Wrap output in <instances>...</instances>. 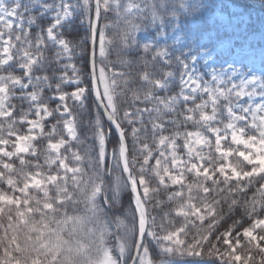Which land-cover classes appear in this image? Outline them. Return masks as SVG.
<instances>
[{"label": "snow or ice", "instance_id": "6c2138e0", "mask_svg": "<svg viewBox=\"0 0 264 264\" xmlns=\"http://www.w3.org/2000/svg\"><path fill=\"white\" fill-rule=\"evenodd\" d=\"M216 7L207 0H0V264H177L175 257L205 254L216 264H264V48L230 42L222 55L216 35L233 24L217 22ZM109 13L114 22L101 27ZM77 14L89 24L90 89L74 64L73 76L69 65L55 78L45 70L65 55L71 60L63 29ZM113 27L118 41L107 36ZM113 45L120 70L104 63ZM157 61L181 69L178 94H158L175 73L157 76ZM86 93L96 107L87 167L73 147L79 134L68 104L83 106ZM102 117L116 133L110 151ZM168 125L174 131L166 135ZM162 188L173 189L166 199L175 203L162 219L173 212L183 219L169 220L170 230L148 212Z\"/></svg>", "mask_w": 264, "mask_h": 264}, {"label": "trees", "instance_id": "16d2710c", "mask_svg": "<svg viewBox=\"0 0 264 264\" xmlns=\"http://www.w3.org/2000/svg\"><path fill=\"white\" fill-rule=\"evenodd\" d=\"M236 3H238L240 5L241 8H243V10L245 11H251L254 12L255 14H259V13H264V0H236ZM106 19H104L105 22ZM80 21V16L77 14V16L74 18L73 22L71 23H67L64 26L63 29V35L64 37L70 42V44L72 45V53H73V58L72 59V63H75L77 65H80L81 68L83 69V71H80V74H86V72H88V64H89V51H90V46L88 43V39L90 37V31L88 30V32H83V35L80 37H83L84 39H86L85 41H81V38H79L80 35V29H82V27L80 25H78ZM49 21L48 20H43L41 21V23H43L44 25H47ZM103 22V25H104ZM263 25V24H262ZM113 31V30H112ZM117 33V31H114ZM114 38H116L115 40L118 41L119 37L116 36V34H114ZM112 50L114 49L115 51H117V46L114 45L112 47H110ZM53 53L54 50L49 48L48 50L45 51V57L49 60L52 61L53 60ZM116 52H110L111 58L113 61H109L112 65L115 66V68L117 69L119 66L118 63V57L117 54H115ZM78 54H80V57L77 58ZM137 53L133 52L131 54V56H123V59H134L136 57ZM99 60V57H98ZM115 62V63H114ZM174 68V65L171 68H167V70H172ZM60 63H48L45 65V70L48 72V74L50 76H52L53 78L57 77V75L61 72L60 70ZM124 71H129L128 68L123 69ZM151 70V69H150ZM164 70V65L162 64V62L157 61V68H156V72L155 74L157 76H162ZM131 71L133 73L139 71V65L138 64H133V67L131 69ZM85 80V85L87 87H91V82L87 79L86 75L84 77ZM66 90L71 91L73 89V86H63ZM177 94V88H172V90L168 93H165L164 95L169 96V95H174ZM48 98V92L45 91L44 92V99L47 100ZM130 99V98H129ZM14 104L17 105V108H19L21 106V102L18 100H14L12 101ZM118 103L120 105L121 108H126L128 107L127 104H124L122 102V99L118 100ZM50 105L54 106L55 103L53 101L49 102ZM23 107L26 109V105L24 104ZM141 107H143V105H141ZM73 109V113L76 116V121H77V127H78V134H79V140L77 142H74L73 147L75 149L79 150V153L84 156L85 160H84V166L87 167L88 166V158L91 155L94 158V154H93V150L94 148H96L95 146V142L92 139V133H93V128H94V116L96 113V107L94 104V100H93V96L92 95H87L86 98V104L84 106V108L79 107L78 105H73L72 107ZM102 122L104 124V128H105V132L108 135V141L109 142V146L108 148L111 149L114 146L115 143V136L112 135V133L108 134L109 132V128H108V124L106 123L105 119L102 117ZM19 128H23L22 125H18ZM125 127H127V125H125ZM189 130H193V126L190 124L189 126ZM172 131H174V127L172 125H168L167 127V131L165 132V134H170ZM148 142L151 144L152 143V137L148 138ZM38 146L40 148H43L42 143L44 144V142L42 140H38L37 141ZM179 143H182V141H179ZM128 144H129V157L131 159L132 155H133V150H132V141L131 138L129 137L128 139ZM28 159H33L32 157H28ZM189 179H194V177L189 176ZM173 191V189H161L162 195L157 196L158 199L152 201L149 203L148 208H149V213L150 214H154L157 218H163L165 213H168L170 210H172L175 207V203L172 202H168L166 197L167 195ZM185 195H187V193H185ZM212 196H215L216 194L213 193L211 194ZM227 195V194H225ZM248 195H251V192L248 193ZM128 196L129 194L127 192H124L121 196V201L124 205V210H132L131 208L128 207ZM157 200L163 201L162 204H159L161 206V209L157 210L156 206L157 204ZM235 218H239V213H235ZM174 221L176 222V224L178 223H182L181 218H174ZM231 221H229L230 223ZM6 223V221H5ZM246 226V225H245ZM197 231L196 228H191L190 231V236L192 234H194ZM207 248V245L205 246ZM255 256H259V253H254ZM203 260H210V258L205 254L202 258ZM213 261L214 263L215 260H210ZM255 264V262H254Z\"/></svg>", "mask_w": 264, "mask_h": 264}, {"label": "rangeland", "instance_id": "374dc122", "mask_svg": "<svg viewBox=\"0 0 264 264\" xmlns=\"http://www.w3.org/2000/svg\"><path fill=\"white\" fill-rule=\"evenodd\" d=\"M207 2H210V3H212V4H214V5L217 6L216 9H215V13H216L215 19H216L217 22H221V18H222L224 22H227V21L231 20L232 21V24H233V28L227 29V30H223L222 29L216 35L217 44L220 47V52H221L222 55H226V50H227L230 42L234 46H239L241 44H244L247 47L255 50L257 53L262 48H264V29H262L261 32H259V33H253V32L252 33L251 32L248 33V31L250 30V28H248L247 25L249 24L250 19H249L248 15H245V14H242L241 13V12H243L242 9H240V8H234V6L232 4L223 3V2H220V1H217V0H207ZM78 15L80 16V21H79L78 25H80L82 27V29H80L81 32H80L79 38H81V41H85L86 39H84L83 37H80V36L83 35V32H88V30H89V24H88L87 20L83 18L82 14H78ZM104 19H105V17L103 16L102 17V21L103 22H104ZM114 19H115L114 16L111 13H109L108 16H107V19L104 22V24L105 23L114 22ZM82 20H83V22H82ZM244 30H246V31L244 32ZM114 31H117L115 27L107 29V36L109 38H112V39L115 40L116 38H114V34H116V32H114ZM116 36H117V34H116ZM110 47H112V46H110ZM117 51H118V48H117ZM117 51H115L114 49L112 50L110 48L109 55L107 57V60L104 63L107 64V62L113 61L112 58H111V55L112 54H110V52H116L115 54H117ZM78 57H80V54H78L77 58ZM61 61L64 63L60 67V70L61 71L64 70L65 65H69V67H67V69H66L67 70V73H68V70L72 72V68H71L70 65L74 64L76 66L77 72L81 76V78L85 77V75H86L87 79H89V76H90L89 73H88V76H87V74H85V75L84 74H80V71L81 70L83 71V69L81 68V66L80 65H77L75 63L69 62L70 60L67 58L66 55L64 56V58ZM120 69H121V65L119 64L117 70H120ZM124 69H126V68H124ZM125 72H127V71H125ZM68 75H69V73H68ZM73 75H74V73L72 72L71 76H73ZM109 75H111V73H109ZM82 81H83V83L81 84V87H86V88H89V89L91 88V87H87L85 85V80L82 79ZM178 85H179V88H180L181 87L180 82L178 83ZM75 87L76 86L73 85L72 91L75 90ZM64 90H65V88H64ZM65 91H67V90H65ZM68 92H71V91H68ZM51 95H52V93H51ZM87 95L88 94L86 93V98H87ZM68 104H69V107H72V105H74L71 100L68 101ZM77 104H79V103H77ZM85 104H86V99L84 101V105ZM49 107H53V106L49 105ZM31 118H35V117L32 116ZM144 120H145V122L148 123L149 116L148 115L147 116L144 115ZM93 121H94V119H93ZM51 122H54V120H51V121L45 120L44 121V124H45V132L48 131L47 127L50 126V123ZM20 131H26V126H23V129H21ZM141 141H143V135L141 136ZM109 142L110 141H108V146H109ZM34 143L36 145H38L37 141H35ZM42 146H44L43 143H42ZM95 146H96V144H95ZM93 154H94V157H95V148L93 150ZM84 160H85V158H84ZM116 174L117 173H114L113 175L115 176ZM159 195H162V193H160ZM156 199H158V197H156ZM156 199H154V200H156ZM154 200H152V201H154ZM76 208L79 211L83 212L84 205L83 204H79V205L76 206ZM156 209L157 210L161 209V206L160 205H157L156 206ZM72 211H73V207H72V205H69V212H72ZM150 216H155V215L154 214H150ZM172 217L175 218L174 212H173V215L172 216L168 217V219H162V218H157L156 217V224L158 226L161 225V224H163L165 229L170 230L171 227H172V224L169 223V220H171L173 223L176 224V222L174 221V219ZM130 218H131V214H129V223H131V219ZM176 218H179V217H176ZM181 221L183 222V219L182 218H181ZM157 230H159V228H157ZM85 242H87L86 241V238H85ZM108 244H109L110 247L113 248V254L115 256H118L119 253H118V251L115 248V240H114V238H111L110 237L108 239ZM153 256H154V258H157L156 255H155V253H153ZM185 257H188V256H185ZM185 257H176L177 264H209V263H204L202 261H200V262H198V261H191L189 263L183 262V261H178V260H180V258H185ZM193 258H199V257H193Z\"/></svg>", "mask_w": 264, "mask_h": 264}, {"label": "water", "instance_id": "95a60500", "mask_svg": "<svg viewBox=\"0 0 264 264\" xmlns=\"http://www.w3.org/2000/svg\"><path fill=\"white\" fill-rule=\"evenodd\" d=\"M91 53H92V50H91Z\"/></svg>", "mask_w": 264, "mask_h": 264}]
</instances>
